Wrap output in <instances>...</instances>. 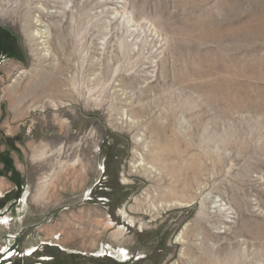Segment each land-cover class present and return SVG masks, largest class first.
<instances>
[{
  "label": "rangeland",
  "instance_id": "1",
  "mask_svg": "<svg viewBox=\"0 0 264 264\" xmlns=\"http://www.w3.org/2000/svg\"><path fill=\"white\" fill-rule=\"evenodd\" d=\"M0 9V264H264V0Z\"/></svg>",
  "mask_w": 264,
  "mask_h": 264
},
{
  "label": "crops",
  "instance_id": "2",
  "mask_svg": "<svg viewBox=\"0 0 264 264\" xmlns=\"http://www.w3.org/2000/svg\"><path fill=\"white\" fill-rule=\"evenodd\" d=\"M13 135L14 134H17L16 133V131H15V133H14V129H12V128H10V130H9ZM9 131H7L6 133L7 134H10L9 133ZM7 134H5V135H7ZM17 147H19V146H17ZM20 149V148H19ZM1 150H3L1 147H0V151ZM20 152H22L23 153V151H22V149L20 150ZM15 165H21L23 168H24V166H23V164H15ZM22 174V173H21ZM23 176H24V173L22 174ZM25 179V178H24ZM46 180V177H42V178H38V181H41V182H39L38 183V185L40 184V186H39V189L41 190L40 191V194H44V187H43V183H45V182H43V181H45ZM29 185L30 184H28V180L27 179H25V184H22L21 185V189H22V194L23 195H25V194H27L28 192H30V189H29ZM37 185V186H38ZM12 188H14V184L13 183H10L9 182V180H8V178L7 177H1L0 178V197L1 196H3V195H5V194H7L9 191H11V189ZM26 252V253H28V252H31V253H34V252H39L38 254H37V256H38V260L39 261H44L45 259H49V258H47V255H41L40 254V251H39V246L38 245H36V246H32V247H28V248H24L23 249V252ZM8 254H9V252H7ZM12 254V253H11ZM29 254V253H28ZM7 256H9V255H7ZM29 256V255H28ZM36 264V263H35Z\"/></svg>",
  "mask_w": 264,
  "mask_h": 264
},
{
  "label": "bare ground",
  "instance_id": "3",
  "mask_svg": "<svg viewBox=\"0 0 264 264\" xmlns=\"http://www.w3.org/2000/svg\"><path fill=\"white\" fill-rule=\"evenodd\" d=\"M1 3H2V0H0V7H1ZM5 15H4V13H3V10L2 9H0V17L1 18H3ZM38 35V33H32V35H30V36H28L27 38H33L34 36H37ZM129 49H131V48H129ZM59 66V65H58ZM130 120V119H129ZM199 161V160H198ZM201 162V161H200ZM199 163V162H198ZM191 177V176H190ZM188 180V179H187ZM194 181V180H193ZM187 183H188V181H187ZM183 184V183H182ZM188 185V184H187ZM183 186V185H182ZM188 187V186H187ZM183 188V187H182ZM191 190V189H190ZM179 191V190H178ZM181 192H182V190H180ZM186 192V191H185Z\"/></svg>",
  "mask_w": 264,
  "mask_h": 264
}]
</instances>
